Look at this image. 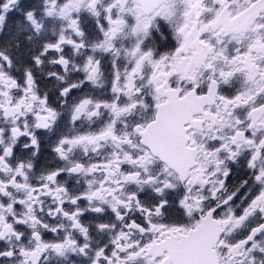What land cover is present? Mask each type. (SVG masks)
Wrapping results in <instances>:
<instances>
[{
    "label": "snow or ice",
    "instance_id": "1",
    "mask_svg": "<svg viewBox=\"0 0 264 264\" xmlns=\"http://www.w3.org/2000/svg\"><path fill=\"white\" fill-rule=\"evenodd\" d=\"M0 264H264V0H0Z\"/></svg>",
    "mask_w": 264,
    "mask_h": 264
}]
</instances>
